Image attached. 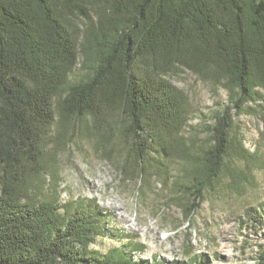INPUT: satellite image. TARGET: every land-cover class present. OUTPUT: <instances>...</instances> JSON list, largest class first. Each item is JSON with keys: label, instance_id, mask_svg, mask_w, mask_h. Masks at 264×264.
<instances>
[{"label": "trees", "instance_id": "16d2710c", "mask_svg": "<svg viewBox=\"0 0 264 264\" xmlns=\"http://www.w3.org/2000/svg\"><path fill=\"white\" fill-rule=\"evenodd\" d=\"M78 64L83 73L69 79ZM182 69L223 84L230 101L189 187L195 210L228 155L229 113L262 96L264 0H0V264H148L123 247H90L110 233L109 211L96 199L37 200L22 184L30 167L39 170L53 99L63 93L65 112L92 114L98 126L104 106L117 111L146 175L153 145L171 156L159 132L185 124L183 92L169 79ZM246 216L263 229L264 203ZM256 264H264V243Z\"/></svg>", "mask_w": 264, "mask_h": 264}, {"label": "rangeland", "instance_id": "374dc122", "mask_svg": "<svg viewBox=\"0 0 264 264\" xmlns=\"http://www.w3.org/2000/svg\"><path fill=\"white\" fill-rule=\"evenodd\" d=\"M82 73L78 64L69 79ZM169 79L183 92L185 124L177 133L159 132L171 156L153 145L146 175L117 111L104 106L98 126L92 114L65 112L63 93L53 99L54 120L41 144L39 170L30 167L22 187L37 200L64 203L85 197L107 208L110 233L90 245L101 253L123 247L148 264H195L203 258L208 264H256L264 228L252 226L246 210L264 203V89L248 109L229 113L230 147L223 168L205 179L203 200L191 210L189 187L214 141L215 117L230 104L229 91L189 69ZM125 164L128 173L122 170ZM130 243L141 251L130 249Z\"/></svg>", "mask_w": 264, "mask_h": 264}]
</instances>
